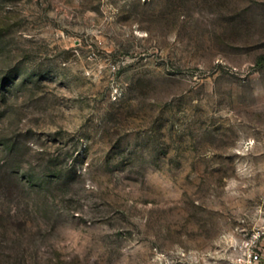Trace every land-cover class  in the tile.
I'll return each mask as SVG.
<instances>
[{"label": "rangeland", "instance_id": "1", "mask_svg": "<svg viewBox=\"0 0 264 264\" xmlns=\"http://www.w3.org/2000/svg\"><path fill=\"white\" fill-rule=\"evenodd\" d=\"M262 231L264 0H0V264H230Z\"/></svg>", "mask_w": 264, "mask_h": 264}, {"label": "built area", "instance_id": "2", "mask_svg": "<svg viewBox=\"0 0 264 264\" xmlns=\"http://www.w3.org/2000/svg\"><path fill=\"white\" fill-rule=\"evenodd\" d=\"M263 233L264 231L252 234L250 239L239 246L230 264H264V243L261 239Z\"/></svg>", "mask_w": 264, "mask_h": 264}]
</instances>
